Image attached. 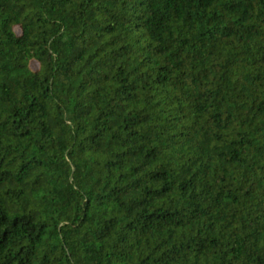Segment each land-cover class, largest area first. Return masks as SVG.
<instances>
[{
  "label": "trees",
  "instance_id": "trees-1",
  "mask_svg": "<svg viewBox=\"0 0 264 264\" xmlns=\"http://www.w3.org/2000/svg\"><path fill=\"white\" fill-rule=\"evenodd\" d=\"M0 264H264V0H0Z\"/></svg>",
  "mask_w": 264,
  "mask_h": 264
}]
</instances>
